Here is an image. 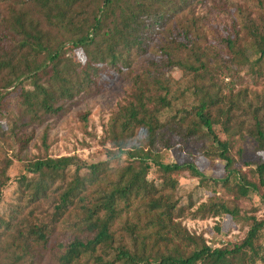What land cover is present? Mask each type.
Returning a JSON list of instances; mask_svg holds the SVG:
<instances>
[{
    "label": "trees",
    "instance_id": "obj_1",
    "mask_svg": "<svg viewBox=\"0 0 264 264\" xmlns=\"http://www.w3.org/2000/svg\"><path fill=\"white\" fill-rule=\"evenodd\" d=\"M247 1L263 17L262 1ZM200 3L0 0V118L10 115L17 129L11 135L18 161L34 138L23 130L42 126L81 96L98 95L116 78L130 86L103 131L102 144L110 146L104 161L45 154L20 163L12 180L13 162H0V207L4 191L15 186L13 202L0 209V250L11 251L8 264H264V217H258L264 209V91L249 100L237 90L242 73L264 79V17L244 25L243 35L230 17V27L211 41L194 16ZM140 58L147 63L135 71ZM174 70L187 94L176 90ZM11 95L13 112L6 108ZM180 100L163 122L160 113ZM167 134L221 161L222 177H206L188 159L162 160L157 146L173 148ZM236 137L252 139L260 154L251 164V183L232 168ZM185 172L208 194L198 206L179 202ZM254 198L248 216L240 203ZM223 217L247 228L238 242L210 246L203 233L183 225ZM60 227L68 232L62 239ZM214 230L220 232L218 222Z\"/></svg>",
    "mask_w": 264,
    "mask_h": 264
},
{
    "label": "rangeland",
    "instance_id": "obj_2",
    "mask_svg": "<svg viewBox=\"0 0 264 264\" xmlns=\"http://www.w3.org/2000/svg\"><path fill=\"white\" fill-rule=\"evenodd\" d=\"M262 6L264 9V0ZM258 5L255 2L247 0H202V3L194 7V16L200 19L203 26L202 30L207 34L208 38L216 36V32L223 34L225 28L230 27V17L236 19V24L243 35V27L249 24L250 21L262 20L263 17L258 14ZM223 8L227 12H223ZM264 13V12H263ZM261 14V13H260ZM263 21V20H262ZM212 41V40H211ZM147 58H152L148 55ZM147 58H140L136 60V68L138 71L147 63ZM174 80L178 82L176 90L186 93L185 80L181 73L174 70L171 74ZM243 81L237 85V90H245L248 94L249 100L254 99V94L261 95L264 91V79L258 75L251 73H242ZM228 82V80H227ZM130 92V86L123 78H116L110 87L101 91L94 96H81L72 102L65 105L63 113L54 118H46L42 126L29 127L23 130L22 133L27 135L34 133V138L29 144L26 151L21 154L20 161L16 159L18 149L12 141V132L17 131L13 128V121L11 116L7 118H0V162L4 159L11 160L13 166L9 171V176L14 179L19 174L20 163L33 160L39 156L48 155L53 158L77 156L80 160L88 164H96L105 160L106 150H110L109 144H102L103 131L108 124L112 114L123 105L127 100ZM150 93L148 86L144 90V97ZM187 94V93H186ZM14 95H11V103L6 104L9 112H13L15 101ZM188 98V95H185ZM185 99V101H186ZM184 101V102H185ZM182 100L173 102L171 106L160 113V118L163 122L167 121L174 112V107L180 106ZM217 136L226 141L219 128L215 127ZM170 138V144L173 147L169 151L162 150L157 146L159 155L162 160L169 163H174L177 160H186L193 163L198 169V172L203 173L206 177L221 178L223 174V163L216 159H209L202 155L199 146L190 143H182L177 138L166 135ZM45 139L47 152L44 147L43 140ZM256 154H259L256 149V143L249 137L243 139L235 138L234 147L229 156L232 162V168L238 170L241 176L247 182H253L254 171L251 164L256 161ZM260 155V154H259ZM262 156V155H261ZM177 196L180 199L181 205H187L189 202L198 206L207 200L208 194L199 184V179L192 173L185 172L179 180L177 187ZM15 186L10 185L3 193L4 204L0 207L1 212L4 213V207L10 204L13 199ZM257 199L242 200L240 208L242 212L251 215L250 209L257 205ZM258 217H264V209L258 213ZM220 224V232L214 230L215 224ZM183 225L189 232L196 234H204L210 246L227 245L228 243H235L240 240L247 230L242 227L237 221L231 220L228 217L222 219H209L206 221H193L185 219ZM60 239L68 235L65 227L59 228ZM11 256L9 249L0 250V264H8ZM45 264H56L53 261H47Z\"/></svg>",
    "mask_w": 264,
    "mask_h": 264
}]
</instances>
